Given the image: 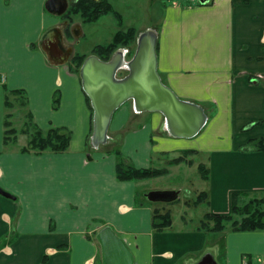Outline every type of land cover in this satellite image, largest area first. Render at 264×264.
<instances>
[{
    "label": "crops",
    "instance_id": "crops-1",
    "mask_svg": "<svg viewBox=\"0 0 264 264\" xmlns=\"http://www.w3.org/2000/svg\"><path fill=\"white\" fill-rule=\"evenodd\" d=\"M77 1L67 0L59 16L48 9L49 0H0V187L14 196L0 193V264H105L107 236L99 234L108 227V236L130 252L128 264H264V229L206 233L196 229L199 222L189 225L186 212L177 221L171 206L160 209L171 211V227L155 230L153 212L159 208L150 194L156 190L141 199L138 184L145 180L118 179L115 152L127 146L134 158L126 162L149 168L156 158L196 150L187 157L192 165L170 169L209 168V178L201 177L207 188L196 193H206L203 216L230 213L233 192L264 197V148L240 150L251 139L264 144V0H146V7L136 0H106L116 14L92 23L80 13L66 16ZM133 7H150L151 23L122 28ZM108 16L119 31H157L158 72L181 99L204 109L207 121L199 133L173 136L161 112L139 113L128 101L114 112L109 130L123 128L129 113L144 115L146 123L99 147L92 143V107L80 74L70 67L76 54L69 41L83 48L88 26ZM15 90L24 93L21 101ZM17 103L37 128L69 130V148L22 151L29 141L19 140L29 137L24 131L6 144L7 117L14 113L2 114ZM158 191L175 192L172 201L181 193L174 187ZM184 206L193 205L185 199Z\"/></svg>",
    "mask_w": 264,
    "mask_h": 264
},
{
    "label": "water",
    "instance_id": "water-1",
    "mask_svg": "<svg viewBox=\"0 0 264 264\" xmlns=\"http://www.w3.org/2000/svg\"><path fill=\"white\" fill-rule=\"evenodd\" d=\"M199 1L202 4L209 2ZM47 7L50 12L60 16L67 10L68 2L49 0ZM136 42L135 53L125 61L129 69L125 68L127 73L121 78L117 75L121 70L118 67L124 62L122 50H117L109 60L95 54L89 55L80 68L82 88L93 108L91 141L95 146L105 143L114 112L128 101L142 111L161 112L171 135L176 137L195 136L207 121L206 113L199 104L181 99L163 82L158 72L157 34L151 29L146 30L139 34ZM0 193L14 198L1 187ZM176 197V193L170 191L150 194L154 200H173ZM107 233H110L109 227L99 234L100 239L102 234L107 236L103 240L105 264H128L131 261L130 252L121 240ZM116 255H123L124 258L120 260Z\"/></svg>",
    "mask_w": 264,
    "mask_h": 264
},
{
    "label": "trees",
    "instance_id": "trees-1",
    "mask_svg": "<svg viewBox=\"0 0 264 264\" xmlns=\"http://www.w3.org/2000/svg\"><path fill=\"white\" fill-rule=\"evenodd\" d=\"M78 13L82 15L85 23L97 21L102 15L108 13L116 14L111 4L106 0H102L100 2H94L93 0H78L74 7L69 9L66 16L71 17L73 14ZM135 34L136 29L133 27H130L127 30L117 31L109 43H106L105 45L97 44L94 48L93 54L99 56L103 60H109L117 51L118 47L131 45V43L134 42ZM129 54H131V49ZM87 57L88 55H75V64H71V69L80 74V68ZM13 93L21 95L24 98V93L21 90H15ZM87 100L88 102L90 101L88 96ZM7 103L10 104L9 99L7 100ZM24 104L25 102L23 100L22 105ZM254 123L256 124V121ZM11 126L12 123L7 121L5 126L6 144H10L16 140L17 129ZM27 126H29V128L24 129V133L29 135V141L27 146L24 147L22 151L63 152L66 151L70 146L71 133L66 128L53 127L47 131H44L37 128L32 123H28ZM31 128H33V132L30 131ZM258 148L263 149L264 144H262L260 140L256 141V139H251L246 144L241 146L240 150L248 151ZM115 152L118 155L119 160L117 164V177L122 181L146 180L168 175L170 173L168 168H136L135 166L129 165V163L120 159V155L122 154L120 149H116ZM196 153V150H184L182 155L174 157L170 160V163L178 165L185 162L188 165H192L193 160L187 159V157ZM197 168L202 178H209V168H207L204 164H199ZM205 195V192H200L193 201L191 199H186V203L190 205H199L204 202ZM152 222L153 228L155 230L162 231L171 227V211H161L160 209H154ZM196 229L206 233L220 232L227 229L238 231L264 229V197L257 196L256 194L249 192H233L231 194L230 213L219 214L206 212L200 219Z\"/></svg>",
    "mask_w": 264,
    "mask_h": 264
},
{
    "label": "rangeland",
    "instance_id": "rangeland-1",
    "mask_svg": "<svg viewBox=\"0 0 264 264\" xmlns=\"http://www.w3.org/2000/svg\"><path fill=\"white\" fill-rule=\"evenodd\" d=\"M135 3H138L139 5H142L144 7H146L147 5L146 0H136L134 1V4ZM128 13H132L134 16L133 18H126L120 24L122 28H127L128 25H133V24L139 28L141 25H146V24L149 25L151 23L150 7H149V10H146V11L133 7L128 10ZM120 25L118 24V21L113 16L102 17L98 24L88 26L89 31H87V35L83 39V46H84L83 48H80L79 46L75 47L76 42L74 41V39H71L69 41V45H72L74 47V54L89 55L93 53L94 48L98 43L105 45V43H107L106 41L108 40L110 41L112 36L115 34V32H117V30L119 31ZM149 29H152V28H148L147 30ZM152 31H154L157 34V31L155 29H152ZM138 36H139V33H136L134 42H132L131 45L120 46L117 48V50H122L124 52L126 60L131 59L133 54L135 53L136 43H137L136 41H137ZM130 49H131V54H129ZM73 64L75 63L73 62ZM126 73H127V70L124 69L123 71H119L118 76L121 78L125 76ZM18 98L20 101L23 99L20 95H18ZM23 108L24 106L20 105V103H17L16 107L13 109L5 108L4 113L2 114V116H4L7 113H12V112L14 113V115H9V117H7L6 115L4 117L5 118L7 117L8 120L13 122L14 124L13 128H16L17 133L20 132V134H22V131H24V129L29 128V126H27L28 121L25 119L26 111H25V108L24 109ZM130 114L132 113H129L127 122L124 123L123 128L121 129L114 128V130H111V129L109 130L107 140H109L110 137L112 138V136H118L119 134H122V135L125 134L126 136V133L129 130L131 129L136 130L138 129L139 124L143 122L146 123L147 121L144 115H137L135 116V118H131L132 115L130 116ZM249 125L250 124H248L246 127H248ZM30 131L33 132V128H31ZM27 138L29 137L21 136L19 140L24 141V140H27ZM127 148H128L127 146L123 147V149H121L120 147L119 148L116 147V149L122 150V154L120 155L121 160L126 161L127 159H129V157L134 158L133 153H131V151H129V149ZM137 149H139V147H137ZM199 156L200 157H197L198 163L203 161L201 160L202 155H199ZM169 158L170 157L168 156H162L161 161H158L157 158L152 160L153 161L152 166L156 168H166V169L168 168V170H170L171 173H169L168 175L159 176L156 178L145 180L144 183L140 182L138 186H139V191L141 193V199H144L142 194L145 192L155 191V190L158 191L159 189H162L165 191V189L173 188V187L180 189L181 193H180L178 200L172 201V200H167V199H160V200H156L152 202L151 204L154 207L159 208V209H163V208L168 209L171 206H175V208L173 209L174 212L176 211L175 219L178 221L180 217L179 215L185 214L186 212L190 215V217L187 218L188 220L187 222L189 223V225L194 226L202 218L203 213L205 212L204 204L206 203L204 201L198 206L193 205L191 208L186 209V207L184 206V200L185 199H195L197 197L196 193H198L200 190H205L207 188V182L201 178V175L196 166H193L190 168L181 167L182 169H175V170L172 169L171 171L170 168L174 164L170 163L171 159ZM129 165H133V163L131 164L129 163ZM136 181H139V180H136ZM178 224H180V222H178ZM262 264H263V261H262Z\"/></svg>",
    "mask_w": 264,
    "mask_h": 264
},
{
    "label": "bare ground",
    "instance_id": "bare-ground-1",
    "mask_svg": "<svg viewBox=\"0 0 264 264\" xmlns=\"http://www.w3.org/2000/svg\"><path fill=\"white\" fill-rule=\"evenodd\" d=\"M123 60H124V62L122 63V66H119L118 67V69H120L121 68V70L123 71L125 68L126 69H129V67H128V64H125V61H126V58L124 57L123 58ZM121 70H118V71H121ZM117 71V72H118ZM136 108V107H135ZM136 110L140 113V112H143L142 110H140L139 108H136ZM168 131H169V129H168ZM170 132V131H169ZM108 141H107V139H106V141H105V143H103V144H106Z\"/></svg>",
    "mask_w": 264,
    "mask_h": 264
},
{
    "label": "flooded vegetation",
    "instance_id": "flooded-vegetation-1",
    "mask_svg": "<svg viewBox=\"0 0 264 264\" xmlns=\"http://www.w3.org/2000/svg\"><path fill=\"white\" fill-rule=\"evenodd\" d=\"M108 141V140H107ZM108 143V142H107ZM101 144H103V143H101ZM100 145V144H99ZM99 145L97 146V147H99Z\"/></svg>",
    "mask_w": 264,
    "mask_h": 264
},
{
    "label": "built area",
    "instance_id": "built-area-1",
    "mask_svg": "<svg viewBox=\"0 0 264 264\" xmlns=\"http://www.w3.org/2000/svg\"><path fill=\"white\" fill-rule=\"evenodd\" d=\"M117 77H119V76L117 75Z\"/></svg>",
    "mask_w": 264,
    "mask_h": 264
}]
</instances>
